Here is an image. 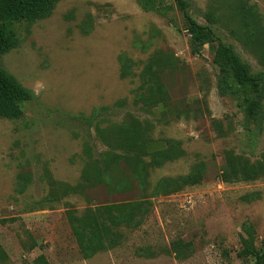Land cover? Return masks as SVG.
<instances>
[{
    "label": "rangeland",
    "instance_id": "374dc122",
    "mask_svg": "<svg viewBox=\"0 0 264 264\" xmlns=\"http://www.w3.org/2000/svg\"><path fill=\"white\" fill-rule=\"evenodd\" d=\"M186 1L202 24L212 9L227 11L228 3L238 2ZM244 1L264 24V0ZM157 4L57 0L44 17L18 25L0 66L32 99L21 117L0 116V264H243L237 252L245 223L255 246L264 248V176L219 177L227 151L261 159L264 97L248 140L240 108L217 85L215 44L191 53L181 14L158 11ZM215 26L250 72L264 79V64ZM151 70H158L165 97L158 106L145 102L156 80ZM130 120L148 146L167 154H142L134 172L122 158L109 161L107 170L105 156L125 150L95 128ZM195 169L201 179L181 183ZM129 202L138 203L139 224L120 225L116 246L84 258L66 213ZM177 239L192 247L181 260L170 250Z\"/></svg>",
    "mask_w": 264,
    "mask_h": 264
},
{
    "label": "trees",
    "instance_id": "16d2710c",
    "mask_svg": "<svg viewBox=\"0 0 264 264\" xmlns=\"http://www.w3.org/2000/svg\"><path fill=\"white\" fill-rule=\"evenodd\" d=\"M137 1L145 9H151L155 2L158 3L155 8L158 11L166 13L167 10H175L179 12L184 19L185 29L191 37V53H198L199 47L203 44H215L212 61L218 69L217 85L236 101L243 115L245 134L248 140H251L253 126L258 120L260 102L264 97V79L262 75L250 72L233 47L223 40L215 24L227 30L242 48L251 53L259 63L264 64V24L256 7L247 4L244 0H238L236 6L230 2L227 11L212 9L210 16L205 17L207 23L202 24L189 13V4L186 0H173L169 5H162L163 0ZM56 2L57 0H0V58L14 45L18 34V25L24 21L44 17ZM231 9H234L232 16ZM231 20H236V24H232L235 22H230ZM149 65L151 62L146 64V67ZM154 66L158 68L160 63L156 62ZM151 72L156 80L149 87L151 94L145 97V102L158 106L165 97L161 95L162 87L157 81L158 70H151ZM31 99L32 93L22 87L0 66V116L9 119L21 117L23 104ZM95 129L100 136H103L104 132L111 134L118 146L125 150L123 156L120 154L105 156L103 164L107 170L110 169L109 161L122 158V161L134 172L137 167L136 162L141 161L142 154H151L159 158H163L167 154L163 148L154 150L148 146L150 141L141 136L143 130L138 128L132 120L128 123L123 122L114 128L109 126L102 129L96 126ZM104 141L110 147H116L112 146L110 141L106 139ZM107 159L108 161H106ZM143 165L144 163L141 162V166ZM102 176V173L98 174V180H101ZM261 176H264V150L261 159L254 162L234 155L232 151L225 152V166L219 177L253 180ZM179 179L183 184L196 183L201 179V170L195 169ZM137 210L138 203L129 202L87 208L78 215L73 211H68L66 214L70 230L82 256L88 258L96 252L116 246L119 236L117 228L120 225L130 226L134 223L137 226L139 224V220L136 219ZM242 229L245 236H240V248L237 256L245 259L243 264H264V248L259 249L255 246L254 230L251 225L245 223ZM191 248V243L183 242L180 239L170 245L171 252L179 260L187 257ZM4 258L5 254L0 250V260Z\"/></svg>",
    "mask_w": 264,
    "mask_h": 264
}]
</instances>
